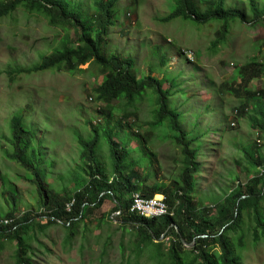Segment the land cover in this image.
I'll list each match as a JSON object with an SVG mask.
<instances>
[{"label": "rangeland", "instance_id": "374dc122", "mask_svg": "<svg viewBox=\"0 0 264 264\" xmlns=\"http://www.w3.org/2000/svg\"><path fill=\"white\" fill-rule=\"evenodd\" d=\"M80 1L85 3L86 11L93 4L92 0ZM174 5L175 0H123L117 23L110 30L108 52L130 60L139 78L166 77L164 89L171 88L176 93L173 98L176 106L186 111L184 129L193 133V137H203V153L199 157L202 173L193 201L198 207L211 209L217 217L219 210L215 203L224 200L238 182L244 185L256 176L255 172L251 176L244 173L247 162L243 150L256 149L258 144L264 155V131L254 130L250 115L246 118L237 115L242 98L233 95L239 86L240 67L254 59L264 62V18L258 22H233L227 44L215 51L213 43L218 39L221 25L196 26L183 18L165 22ZM258 5L264 7V0H258ZM228 6L244 9L249 20H253L249 0H228ZM61 36L62 31L50 27L44 17L31 16L23 9L0 26V220L14 209L12 203L10 209L2 196L3 190L15 199L17 216L32 207L36 213L40 212L31 176L4 153L5 149H11L7 138L16 112L27 115V123L37 130V137L43 143L44 179L59 192L65 188L74 192L77 186L76 182L68 184L67 173L76 171L84 163L79 138H92L87 121L95 127L107 126L99 113L106 105L98 102L94 94L101 78L96 77L98 71L93 65L82 66L74 74L58 71L17 77L10 74L14 65L33 68L42 63V56L53 52ZM251 88L264 89V77L254 80ZM181 90L188 92L186 99L179 93ZM153 103L154 97L148 93L130 110L136 114L130 118L135 126L128 129L119 126L123 106L116 101L110 126L114 128L115 138L123 143L129 132L131 160L140 166V171L159 172L160 178L153 175L149 182L154 187L170 183L174 174L179 175L184 159L166 126L157 129L155 137L147 142L133 134L137 131L144 134L148 123L154 121ZM99 144V156L110 174L108 145L103 141ZM151 151L157 154L155 159ZM2 177L6 183L8 180L12 183L5 187ZM29 205L32 207L28 208ZM121 216L117 203L106 200L90 215V231L84 237L82 228L72 244L65 243L67 230L63 226L49 228L39 234L40 242L46 247L37 241L34 243L39 248L34 264H159L149 253L143 254L140 260L133 254L135 230L124 226ZM104 217L115 222L112 224ZM162 240L169 241L166 237ZM4 244L0 264H14L16 243L5 240ZM263 245L249 241L240 251L241 264H264ZM188 248L193 246L189 244Z\"/></svg>", "mask_w": 264, "mask_h": 264}, {"label": "trees", "instance_id": "16d2710c", "mask_svg": "<svg viewBox=\"0 0 264 264\" xmlns=\"http://www.w3.org/2000/svg\"><path fill=\"white\" fill-rule=\"evenodd\" d=\"M122 1L92 0L93 4L86 11L85 3L80 0H0V26L7 19H14L23 9L31 16L44 17L50 27L62 31L53 52L42 56V63L33 68L14 65L10 74L16 77L46 71L74 74L80 72L82 66L93 65L98 71L96 77L101 78L94 94L98 102L106 105L100 108L99 113L107 122L103 128L87 121L92 138H79L84 163L76 171L67 173L68 184L76 182L77 186L74 192L67 191V188L59 192L44 179L43 143L37 137V130L27 123V115L16 112L10 121L11 135L7 138L11 149H5L4 153L31 176L40 212L36 213L29 205L31 209L17 216L15 199L3 190L2 196L10 209L11 203L14 209L5 218L13 220V223L0 224V252L5 240L15 242L14 264H34L39 250L34 243L37 241L46 247L40 242V233L61 225L67 230L65 243L72 244L82 228L84 237L90 231L88 221L93 210L100 209L106 200L111 199L117 203V210L122 212L123 225L135 230L133 254L138 260L149 253L159 264H241L240 251L249 241L253 245L264 244V155L261 154V147L255 144L256 149L243 148L247 162L244 173L251 176L255 172L256 176L244 185L238 182L224 200L215 203L219 216H213L211 209L195 205L193 199L198 193L202 173L199 157L203 153V137H193V133L184 129L186 111L176 106L173 99L176 93L171 88L164 89L166 77L161 80L152 76L139 78L130 60L109 54L110 30L117 23ZM249 6L253 20H249L244 9L229 7L228 0H175L172 12L164 21L183 18L196 26L220 24L218 39L213 43V49L218 51L227 44L228 31L233 22H258L264 18V7H259L258 0H249ZM238 75L239 86L233 91L234 97L242 98L237 115L242 118L250 115L249 121L254 130L264 131V89L253 91L251 88L254 80L264 77V62L254 59L240 67ZM148 93L154 97V121L148 123L149 128L144 134L139 131L133 134L147 142L155 137L157 129L166 126L184 159L179 175L174 174L170 183L154 187L149 182L153 175L160 178L159 172L140 171V166L131 160L129 132L127 141L123 143L115 138L114 128L110 126L113 103L118 101L123 106L119 126L133 129L135 124L130 122V118L136 114L130 110ZM179 93L187 98L185 90ZM101 141L108 145L110 174L99 156ZM151 155L154 159L157 157L154 151ZM9 183L12 182L8 180L6 183V178L2 179L5 187ZM135 194L149 200L158 195L166 197L174 216L150 220L132 213ZM70 203L73 205L68 211ZM113 221L109 219L112 224ZM164 235L168 242L162 240ZM193 243L194 247L188 248Z\"/></svg>", "mask_w": 264, "mask_h": 264}, {"label": "built area", "instance_id": "2783aa9c", "mask_svg": "<svg viewBox=\"0 0 264 264\" xmlns=\"http://www.w3.org/2000/svg\"><path fill=\"white\" fill-rule=\"evenodd\" d=\"M134 204L132 207V213L138 214L145 219L156 220L162 219L168 216H174L167 203V198H154L152 200L144 198L141 194H136L133 198ZM73 203L68 205L70 211ZM12 221L5 220L4 224H9Z\"/></svg>", "mask_w": 264, "mask_h": 264}, {"label": "clouds", "instance_id": "9594fccd", "mask_svg": "<svg viewBox=\"0 0 264 264\" xmlns=\"http://www.w3.org/2000/svg\"><path fill=\"white\" fill-rule=\"evenodd\" d=\"M71 204V203H70ZM70 204H68V205H70ZM68 205H67V210H68ZM71 210V209H70ZM69 211V210H68ZM5 220H9V221H12V222H10L9 224H7V225H10L11 223H13V220H10V219H2V220H0V224H4V223H1V222H4ZM6 225V224H5Z\"/></svg>", "mask_w": 264, "mask_h": 264}, {"label": "bare ground", "instance_id": "6f19581e", "mask_svg": "<svg viewBox=\"0 0 264 264\" xmlns=\"http://www.w3.org/2000/svg\"><path fill=\"white\" fill-rule=\"evenodd\" d=\"M221 33V32H220ZM218 45V44H217ZM219 48V47H218ZM181 54V53H180ZM187 54V53H186ZM191 54V53H190ZM166 56V55H165ZM152 66V65H151ZM163 69V68H162ZM157 72V71H156ZM248 72V71H247ZM245 73V72H244ZM183 76V75H181ZM197 79V78H196ZM250 79V78H249ZM198 80V79H197ZM249 81V80H248ZM250 91V90H249ZM254 91V90H253ZM256 93V92H255ZM251 95V94H250ZM241 96V95H240ZM246 99V98H245ZM248 101V100H247ZM157 114V113H156ZM203 144V143H202Z\"/></svg>", "mask_w": 264, "mask_h": 264}, {"label": "water", "instance_id": "95a60500", "mask_svg": "<svg viewBox=\"0 0 264 264\" xmlns=\"http://www.w3.org/2000/svg\"><path fill=\"white\" fill-rule=\"evenodd\" d=\"M166 235H167V234H166ZM166 235H164V236H163V238H165V237H166ZM163 238H162V239H163ZM187 245H188V244H187ZM190 245L194 247L195 243H193V244H190ZM188 246H189V245H188Z\"/></svg>", "mask_w": 264, "mask_h": 264}, {"label": "crops", "instance_id": "0c3cea01", "mask_svg": "<svg viewBox=\"0 0 264 264\" xmlns=\"http://www.w3.org/2000/svg\"><path fill=\"white\" fill-rule=\"evenodd\" d=\"M164 197V196H163Z\"/></svg>", "mask_w": 264, "mask_h": 264}]
</instances>
